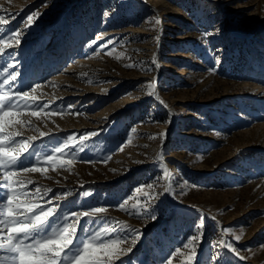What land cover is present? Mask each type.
<instances>
[{"label":"rangeland","instance_id":"rangeland-1","mask_svg":"<svg viewBox=\"0 0 264 264\" xmlns=\"http://www.w3.org/2000/svg\"><path fill=\"white\" fill-rule=\"evenodd\" d=\"M0 16L13 35L0 53V81L11 65L16 79L5 90L39 86L37 105L50 106L21 113L23 126L0 133L28 141L25 164L42 158V171L14 177L41 189L29 203L55 208L50 220L67 213L69 223L74 212L106 208L80 217L76 235L107 227L127 237L119 248L131 252L111 264H187L188 256L191 264H264V0H0ZM85 133L95 135L80 141ZM162 133L163 142L148 139ZM66 144L75 155L61 164L54 150ZM161 147L167 192L155 160ZM148 193L157 198L137 205L148 212L121 210L127 199L136 211ZM193 236L194 255L183 248Z\"/></svg>","mask_w":264,"mask_h":264},{"label":"snow or ice","instance_id":"snow-or-ice-1","mask_svg":"<svg viewBox=\"0 0 264 264\" xmlns=\"http://www.w3.org/2000/svg\"><path fill=\"white\" fill-rule=\"evenodd\" d=\"M35 14L27 17L26 24L30 25ZM4 17L0 16V22L4 21ZM158 23V21H157ZM8 33L7 39L4 33ZM16 32L15 43L18 45L19 35ZM13 39L12 30L0 28V53L4 52V48L9 46V41ZM97 39H103V35H99ZM112 41H106L105 44L100 45L101 48H106ZM114 51V49H112ZM111 54V53H108ZM7 55L11 56V53ZM155 62V61H154ZM136 65L127 64L125 67H135ZM11 65L3 68L2 72L7 73L2 81H0V133H4L6 127H11L15 124L23 126L24 121L19 119L23 112H29L32 116H39L41 112L49 108V105H37L38 97L36 93L37 87L31 88V92L20 91L19 89L5 90V85L9 84L11 80L16 79V74L11 73L8 69ZM147 71V70H146ZM91 83V81H89ZM148 95L155 93V80L147 83ZM46 115H54L51 111L45 113ZM74 114H79L74 113ZM133 132L135 129L132 130ZM20 135L19 132L9 133L7 136H0V190L6 189L5 197L0 198V252L5 255L0 256V264H111L114 259H119L121 255H126L131 252V248L126 251L119 248L121 243L127 240V237L113 236L115 229L102 228L92 231L90 229H83L87 235L77 237V227L79 225V218L82 216L92 217L94 214L103 213L106 208L102 206H92L90 209H84L80 212L72 213L77 219L69 223V214L65 213L63 216H58L56 220H50L51 215H58L55 208H45L38 203H29L30 200L42 199V196H33L32 193H41V189L37 186L34 190L27 187L32 181H24L14 179L19 171L24 172H39L42 167L38 166L41 157H37L36 165L25 164L21 160V154L28 151V141H16L15 136ZM41 136L44 133H40ZM95 133H85L79 137L80 141H86L89 136ZM166 134L162 133L159 137L150 136L148 139H160L163 142ZM32 139V138H30ZM69 141L75 139L72 136L67 138ZM63 147H58L54 151L61 153V164L71 163L75 153H66ZM147 147V145H145ZM79 150H83L82 144ZM31 156V154H29ZM63 157H67L64 159ZM47 159L51 160L49 155ZM155 160L159 162V166L163 170V175L169 180V184L165 187V191L171 190L172 173L168 170L166 162L163 159V151L157 154ZM47 166H43L46 170ZM55 170V168H53ZM142 187L152 188V185ZM142 187H137L136 191L141 192ZM52 189L47 188L43 190L46 195ZM62 193L61 195H67ZM89 193H85L88 195ZM148 199L143 202L137 200V203L132 207L136 211H129L124 205L128 203L126 199L120 205L121 210L129 212L131 215H141L148 212V207L140 209L137 205L143 203L148 205L151 199H156L151 193L146 194ZM6 198V203L4 202ZM59 197H57L58 199ZM58 207V206H57ZM153 219L155 216L152 215ZM127 227V226H125ZM6 230V232H5ZM231 229H222V232H231ZM138 238V237H137ZM77 239L79 243H77ZM240 239L239 236L236 237ZM194 240H199L198 236L189 238L188 242L183 245V248L190 249L194 255L196 244ZM132 245H135L136 239H132ZM223 246L227 247L229 251L237 253L239 249L234 248L231 243L221 241ZM180 252V249H176ZM172 253L171 256H175ZM240 259H246L241 256ZM192 256H188L187 264H191ZM168 264H172L171 257L168 259Z\"/></svg>","mask_w":264,"mask_h":264},{"label":"bare ground","instance_id":"bare-ground-1","mask_svg":"<svg viewBox=\"0 0 264 264\" xmlns=\"http://www.w3.org/2000/svg\"><path fill=\"white\" fill-rule=\"evenodd\" d=\"M21 54H23V53H21ZM19 56V55H18ZM19 59V58H18ZM17 60V59H16ZM55 61H57V60H55Z\"/></svg>","mask_w":264,"mask_h":264}]
</instances>
